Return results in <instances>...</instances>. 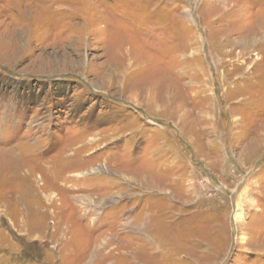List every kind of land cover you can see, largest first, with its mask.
Segmentation results:
<instances>
[{
  "label": "rangeland",
  "instance_id": "rangeland-1",
  "mask_svg": "<svg viewBox=\"0 0 264 264\" xmlns=\"http://www.w3.org/2000/svg\"><path fill=\"white\" fill-rule=\"evenodd\" d=\"M128 255L264 264V0H0V264Z\"/></svg>",
  "mask_w": 264,
  "mask_h": 264
},
{
  "label": "bare ground",
  "instance_id": "bare-ground-1",
  "mask_svg": "<svg viewBox=\"0 0 264 264\" xmlns=\"http://www.w3.org/2000/svg\"><path fill=\"white\" fill-rule=\"evenodd\" d=\"M16 158V157H15ZM20 162H21V159H20ZM17 163V162H16ZM28 173V172H27ZM83 174V173H82ZM78 175H80V174H78ZM82 176V175H81ZM125 178V177H124ZM127 178V177H126ZM125 180V179H124ZM127 181V180H126ZM43 182V181H42ZM63 183V182H62ZM77 186V185H76ZM62 187V186H61ZM82 187V186H81ZM51 189H53V188H51ZM74 190H76V189H74ZM54 191V190H53ZM76 191H78V190H76ZM76 191H73V192H76ZM79 192V191H78ZM73 196V195H72ZM44 198H45V200L47 201V203H48V205L49 206H55V204L58 202V201H60V199H59V194H57V193H55V192H47V188H46V191L44 192ZM98 200V198L97 199H95L93 196H92V194H86V195H75V196H73L72 197V201H74V202H80V203H82L84 206H83V208L85 209V210H90V209H93L95 206H96V204H97V201ZM59 203V202H58ZM83 210V209H82ZM91 213V212H90ZM86 215H90V214H86ZM88 217V216H87ZM145 225V224H144ZM147 246L149 247V249L150 250H152V249H155V250H157V247H158V245H157V242H156V240L155 239H152V240H147ZM130 258H131V260L135 263V264H139V262H138V259H137V257L135 256V255H128Z\"/></svg>",
  "mask_w": 264,
  "mask_h": 264
}]
</instances>
